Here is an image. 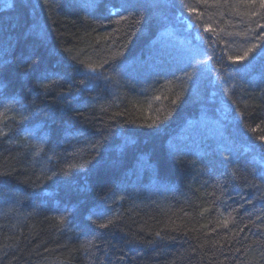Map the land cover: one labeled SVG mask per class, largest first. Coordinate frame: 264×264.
Instances as JSON below:
<instances>
[{
    "label": "trees",
    "instance_id": "trees-1",
    "mask_svg": "<svg viewBox=\"0 0 264 264\" xmlns=\"http://www.w3.org/2000/svg\"><path fill=\"white\" fill-rule=\"evenodd\" d=\"M133 2L0 0V264H264V8Z\"/></svg>",
    "mask_w": 264,
    "mask_h": 264
},
{
    "label": "snow or ice",
    "instance_id": "snow-or-ice-1",
    "mask_svg": "<svg viewBox=\"0 0 264 264\" xmlns=\"http://www.w3.org/2000/svg\"><path fill=\"white\" fill-rule=\"evenodd\" d=\"M203 2L205 4H208L209 3V0H203ZM224 3H227L228 0H223ZM239 2H242V3H246V4H251V5H254L256 4L257 2H259L261 8H264V0H239ZM109 3H110V0H91V3H90V7H92L93 9H97V10H100V9H106L107 11L111 12V13H116V14H119V11L120 9H124L125 11H127L128 9H136L137 7H139L140 5L136 4L133 2V0H120V8H116L115 6H112V7H109ZM212 3L213 4H219L221 3V0H212ZM189 12H194L195 9L194 8H191L189 7L188 9ZM251 16H256L257 13L256 12H252L250 13ZM108 17H104V19H107ZM131 20V14L129 15V17H125V16H120V19L116 21L117 24L121 23V22H124V21H130ZM140 21H135V23H139ZM257 28H260L262 29V31L260 32V34L258 36H256V40L257 42L261 41L262 38H264V23H261V24H257ZM211 29L208 28L207 26L205 27V31H210ZM107 38V37H106ZM259 47L260 51L261 50H264V45L262 44H259V43H254L251 45V47H249L247 49V51L244 52V55L243 56H238V57H229V60L232 62V63H239L241 61H243L245 58H247L249 56V53H253L257 48ZM122 55L121 52H115L113 53V56L111 57V59H115L116 57ZM104 64H108L109 61L108 60H105L103 62ZM103 67V65H97V66H93L91 64L87 65L86 66V71L88 73H97L101 68ZM42 79H47V76H42L41 77ZM54 83V81H49L47 84H40L39 86L42 87V88H49L52 84ZM80 85H84L86 86V81L85 80H81L80 82ZM69 92H71V88L69 89ZM155 99L159 100L160 97H155ZM179 99V94L177 96L176 99H173L172 100V103L173 104H176L177 101ZM237 112L238 114L242 115V113L239 112V109H237ZM161 122V118L158 116L156 117L151 124H148L147 126L148 127H153L154 125H157L158 123ZM259 127V126H257ZM253 131H256V129H253ZM99 133H97L98 135ZM2 135H5V133H3L2 131H0V136ZM260 141L264 142V136H260L259 137ZM100 144V141L97 140L95 143L91 144V147L93 149L97 148ZM88 164L87 161L83 162V163H80V164H77V165H70L69 167H72V168H84L86 165ZM53 175H56V173H53ZM12 176V172L11 171H6V170H0V196H3L4 195V185L7 184L8 180L7 178L11 177ZM47 179H52L51 176L49 177H46ZM97 178L100 180V181H103L104 179V174H103V171L100 170L98 171V175H97ZM232 178L235 179L236 178V173L233 172L232 173ZM259 180L261 181H264V174H261L259 176ZM245 187H251V188H258V185L256 183H251V182H248V183H245L244 185ZM33 187H35V185H33ZM247 203H251V201H247ZM56 219L59 221V223L61 225L65 224L66 222V217L65 216H58L56 217ZM259 219V217L257 218ZM86 220H91V216L89 217H86ZM92 223H96L95 221H92ZM223 224L225 227H227L228 225V220L225 219L223 221ZM100 229H107L109 228L110 226L114 227L115 224H114V221L113 220H106V222L104 223H99L97 225ZM257 228L261 227V225L257 224L255 225ZM83 227L85 229L89 228L90 225L88 223H84L83 224ZM243 229H241L242 231ZM156 236L159 237L160 236V232H157L156 233ZM237 252H239L240 250L239 249H236Z\"/></svg>",
    "mask_w": 264,
    "mask_h": 264
},
{
    "label": "bare ground",
    "instance_id": "bare-ground-1",
    "mask_svg": "<svg viewBox=\"0 0 264 264\" xmlns=\"http://www.w3.org/2000/svg\"><path fill=\"white\" fill-rule=\"evenodd\" d=\"M191 26L193 25V23L190 24Z\"/></svg>",
    "mask_w": 264,
    "mask_h": 264
}]
</instances>
